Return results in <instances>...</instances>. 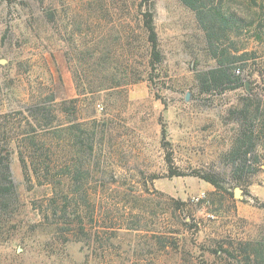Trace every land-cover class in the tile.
I'll list each match as a JSON object with an SVG mask.
<instances>
[{"label": "rangeland", "instance_id": "rangeland-1", "mask_svg": "<svg viewBox=\"0 0 264 264\" xmlns=\"http://www.w3.org/2000/svg\"><path fill=\"white\" fill-rule=\"evenodd\" d=\"M93 1L98 0H13L9 6L0 0V115L20 110L28 114L33 103L51 94L63 109L78 99L77 114L64 111L59 118L67 122L77 116L79 122L99 124V161L107 180L97 186L102 197L98 206L119 208L120 225L130 220L132 207L134 214L141 213L142 227L120 231L102 258H87L82 243L69 244L60 256H46L41 251L47 232L40 225V210L52 192L35 179L27 182L16 150L12 174L19 206L0 241V264H170L171 255L164 250L154 261L153 248H145L159 235L172 236L168 232L173 224L187 248L210 261L216 242L257 237L264 229V145L259 147L263 158L258 171L246 179L247 185L233 180L222 157L237 130L228 110L247 94L264 104V44L251 41L248 47L258 56L250 61L249 91L244 85L207 100L196 88L195 74L213 67L214 61L204 53L194 15L179 0H151L163 56L156 83L143 81L103 93L92 104L89 95L78 94L73 80L72 50L63 37L73 28L70 20L82 17L91 38L113 26L122 30L121 24L135 29L132 16L144 0H104L105 7L89 5ZM49 9L58 12L56 25L46 19ZM134 53L136 60L138 51ZM168 152L175 167L192 175L169 178ZM198 174L220 175L225 190L217 191ZM170 199L185 203L188 211L172 213ZM116 218L111 215L101 224Z\"/></svg>", "mask_w": 264, "mask_h": 264}, {"label": "trees", "instance_id": "trees-1", "mask_svg": "<svg viewBox=\"0 0 264 264\" xmlns=\"http://www.w3.org/2000/svg\"><path fill=\"white\" fill-rule=\"evenodd\" d=\"M8 5L13 0H5ZM38 1V0H37ZM151 0H144L135 12V29L121 24L122 30H113L90 37L81 18L72 21L64 39L72 50L73 80L79 95L87 94L95 104L103 93L125 89L143 81L153 85L155 73L163 63L158 33L154 24ZM193 15L197 30L202 34L203 50L214 61L208 70L195 74L196 88L201 96H220L245 85L251 60L258 58L250 51L253 41L264 44V0H179ZM15 2V1H14ZM89 5L105 7L104 0ZM47 21L56 25L58 12L47 10ZM116 23V22H115ZM137 31V32H136ZM110 32V33H109ZM134 50L138 51V58ZM63 109L51 94L43 101L33 103L25 114L14 111L0 115V241L3 233L18 211L19 195L12 174V155L18 151L20 165L28 183L33 179L38 186L50 188L52 196L40 210L42 231L47 232L41 251L46 256H60L69 244L82 243L87 247V258L92 260L106 255L115 245L120 231L141 229V213L130 208V220L120 225L119 208L103 210L99 184L107 180L100 168L98 145L99 124L79 122L78 117L67 122L60 120L62 112L77 114L76 103ZM229 119L237 125L230 150L222 157L231 168V176L239 186L247 185L262 160L259 147L264 145V104L251 94L228 110ZM14 117L19 120L14 121ZM23 120L26 124L23 125ZM168 177L192 174L174 165L172 154L166 155ZM218 191L225 190L224 179L216 174H198ZM91 188H90V187ZM172 213L186 212V204L170 199ZM111 224H101L111 215ZM180 224L188 225L187 222ZM179 223L175 226L179 227ZM172 236L157 237L146 244L153 248V260L159 252L171 255L170 264H264V229L254 239L215 243L213 260L197 255L187 248L186 240L179 238L180 230L170 227ZM236 244V245H235ZM137 251V250H135ZM136 254V253H135Z\"/></svg>", "mask_w": 264, "mask_h": 264}, {"label": "water", "instance_id": "water-1", "mask_svg": "<svg viewBox=\"0 0 264 264\" xmlns=\"http://www.w3.org/2000/svg\"><path fill=\"white\" fill-rule=\"evenodd\" d=\"M245 87H246L247 91H249V82H247V81L245 82ZM188 100H189V95L187 96V101ZM236 192H237V195H239L241 191L239 189H237Z\"/></svg>", "mask_w": 264, "mask_h": 264}]
</instances>
